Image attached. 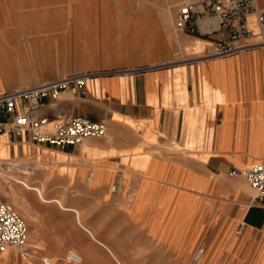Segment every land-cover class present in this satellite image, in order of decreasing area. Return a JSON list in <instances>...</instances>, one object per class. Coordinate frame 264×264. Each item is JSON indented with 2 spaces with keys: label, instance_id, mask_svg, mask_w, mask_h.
Wrapping results in <instances>:
<instances>
[{
  "label": "crops",
  "instance_id": "1",
  "mask_svg": "<svg viewBox=\"0 0 264 264\" xmlns=\"http://www.w3.org/2000/svg\"><path fill=\"white\" fill-rule=\"evenodd\" d=\"M256 1L264 8V0ZM5 9L0 3V26L4 16L13 15ZM248 24L252 36L242 42L248 48L224 60L93 77L85 98L65 94L39 111L54 121L83 115L103 122L108 132L103 141L91 138L62 150L0 136V171L5 172L0 175L10 189L8 194L0 177V203L10 195L28 224L30 249L28 256L13 249L0 253V264H41L42 256L73 264L65 259L70 252L81 257L80 264H178L160 232L162 214H169L181 195L196 201L191 260L206 243L203 254L221 244L224 253L242 245L254 264H264V208L242 177L229 175L264 161V48H250L264 39V24L262 35L253 15ZM183 34L187 55L205 54L210 39ZM8 37L0 33V95L88 73L43 64L20 77L3 59L17 49ZM137 147L148 156L139 163L147 159L159 165L160 178L140 168L125 177L120 152ZM213 228L226 229L217 248L207 238Z\"/></svg>",
  "mask_w": 264,
  "mask_h": 264
},
{
  "label": "rangeland",
  "instance_id": "2",
  "mask_svg": "<svg viewBox=\"0 0 264 264\" xmlns=\"http://www.w3.org/2000/svg\"><path fill=\"white\" fill-rule=\"evenodd\" d=\"M182 1L0 0L6 8L4 12L13 14L4 16L0 33L11 36L14 42L10 44L17 46L16 50L4 53L3 59L8 70L18 69L20 77L43 64L60 65L70 71L82 68L95 77L196 66L200 61L209 60L206 52L199 56L187 55L180 42L184 34L173 27L172 8ZM140 150L137 147L132 153L120 152L127 163L123 169L125 177H130L131 169L140 168L144 175L160 178L159 165L147 159L144 164L139 163L141 158L148 157L140 155ZM1 152L4 154V147ZM6 174L11 176L9 172ZM191 185L202 190L193 181ZM6 187L9 194L7 181ZM4 201L11 204L10 195L6 194ZM165 204L164 200L160 202L161 206ZM195 212L196 201L181 195L170 213L162 214L160 235L175 252L178 264H254L253 257L247 256L242 245L224 253V246L219 244L226 229L214 228L208 231L207 238L215 240V248L219 247L210 248L201 261L193 263L192 244L197 234L193 222ZM239 232L236 231L237 236ZM202 245L206 249V243L199 246Z\"/></svg>",
  "mask_w": 264,
  "mask_h": 264
},
{
  "label": "built area",
  "instance_id": "3",
  "mask_svg": "<svg viewBox=\"0 0 264 264\" xmlns=\"http://www.w3.org/2000/svg\"><path fill=\"white\" fill-rule=\"evenodd\" d=\"M172 12L176 31L210 39L207 59L229 57L248 48L242 42L252 36L248 24L251 15L262 35L264 8L259 7L256 0H183ZM259 45L264 48V39ZM93 77L95 74L91 73L75 74L0 95V136L7 135L11 140L26 138L35 144L62 150L80 146L87 139L105 137L106 125L87 116L54 121L47 115H39L46 102L58 101L65 94L85 98L88 82ZM229 175L242 177L254 191L255 200L264 208V161L242 170L234 168ZM117 191L118 187L114 186L112 192ZM28 239L26 220L11 204L0 203V253L13 249L28 256ZM203 253V247H199L193 255V263H198ZM65 259L73 264L82 261L75 252L68 253ZM40 260L41 264H55L47 256Z\"/></svg>",
  "mask_w": 264,
  "mask_h": 264
},
{
  "label": "bare ground",
  "instance_id": "4",
  "mask_svg": "<svg viewBox=\"0 0 264 264\" xmlns=\"http://www.w3.org/2000/svg\"><path fill=\"white\" fill-rule=\"evenodd\" d=\"M211 59H215V58H211ZM8 170V169H7ZM9 171V170H8ZM3 175V174H2ZM93 177H94V175H91V181H93ZM16 181H18L19 183H21V184H23V181H21V180H16ZM26 184V183H25ZM27 185V184H26ZM27 187L28 188H30V189H34V190H36V191H38L39 193H40V195H41V197H42V194H41V191L39 190V189H36V188H34V187H30L29 185H27ZM113 188V187H112ZM44 197V196H43ZM62 207L63 208H65L64 207V205H62ZM65 209H69V208H65ZM69 210H71V211H73V209H69ZM75 211V210H74ZM77 212V211H76ZM77 214H78V216L80 217V215H79V213L77 212ZM203 256H204V254H203ZM203 256H202V258H201V260L203 259ZM200 260V261H201Z\"/></svg>",
  "mask_w": 264,
  "mask_h": 264
}]
</instances>
